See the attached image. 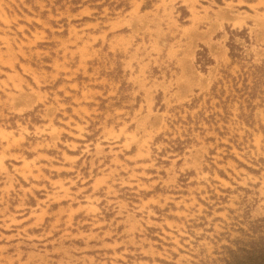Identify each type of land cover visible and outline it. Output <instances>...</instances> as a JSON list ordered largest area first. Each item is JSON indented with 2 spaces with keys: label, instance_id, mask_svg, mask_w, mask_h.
<instances>
[{
  "label": "rangeland",
  "instance_id": "374dc122",
  "mask_svg": "<svg viewBox=\"0 0 264 264\" xmlns=\"http://www.w3.org/2000/svg\"><path fill=\"white\" fill-rule=\"evenodd\" d=\"M262 234L264 0H0V264Z\"/></svg>",
  "mask_w": 264,
  "mask_h": 264
},
{
  "label": "trees",
  "instance_id": "16d2710c",
  "mask_svg": "<svg viewBox=\"0 0 264 264\" xmlns=\"http://www.w3.org/2000/svg\"><path fill=\"white\" fill-rule=\"evenodd\" d=\"M224 264H264V234L242 240L234 248L229 247Z\"/></svg>",
  "mask_w": 264,
  "mask_h": 264
}]
</instances>
